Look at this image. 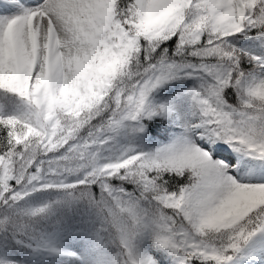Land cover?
Instances as JSON below:
<instances>
[{"label":"snow or ice","instance_id":"6c2138e0","mask_svg":"<svg viewBox=\"0 0 264 264\" xmlns=\"http://www.w3.org/2000/svg\"><path fill=\"white\" fill-rule=\"evenodd\" d=\"M0 264H264V0H0Z\"/></svg>","mask_w":264,"mask_h":264}]
</instances>
